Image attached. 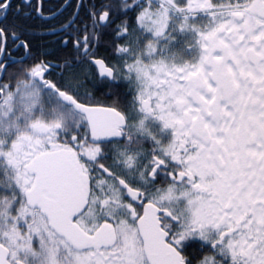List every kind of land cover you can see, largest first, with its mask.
<instances>
[{
    "label": "snow or ice",
    "instance_id": "snow-or-ice-1",
    "mask_svg": "<svg viewBox=\"0 0 264 264\" xmlns=\"http://www.w3.org/2000/svg\"><path fill=\"white\" fill-rule=\"evenodd\" d=\"M0 264H264V0H0Z\"/></svg>",
    "mask_w": 264,
    "mask_h": 264
}]
</instances>
